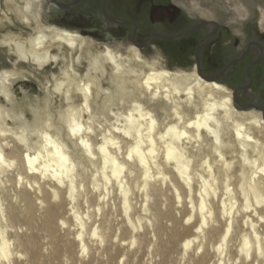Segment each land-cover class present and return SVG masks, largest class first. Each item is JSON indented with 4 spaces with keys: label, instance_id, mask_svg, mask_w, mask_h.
Returning a JSON list of instances; mask_svg holds the SVG:
<instances>
[{
    "label": "clouds",
    "instance_id": "clouds-1",
    "mask_svg": "<svg viewBox=\"0 0 264 264\" xmlns=\"http://www.w3.org/2000/svg\"><path fill=\"white\" fill-rule=\"evenodd\" d=\"M165 2L226 59L264 36V0ZM76 7L0 0V264H264V71L240 103L164 24Z\"/></svg>",
    "mask_w": 264,
    "mask_h": 264
},
{
    "label": "flooded vegetation",
    "instance_id": "flooded-vegetation-1",
    "mask_svg": "<svg viewBox=\"0 0 264 264\" xmlns=\"http://www.w3.org/2000/svg\"><path fill=\"white\" fill-rule=\"evenodd\" d=\"M71 2L77 7L82 5L86 13H89L87 10H93L92 13H89L93 17L97 5L100 4V0H71ZM104 5L107 6L105 9L107 15L130 22L126 23L125 26L139 25L140 35L144 34L141 25L147 24L148 20L153 23L160 22L164 24L165 35L178 37L169 39L164 35L159 39L177 42L179 49L187 48L190 54H199L205 67L209 68L210 72H223L229 82L234 83L240 89L238 98L242 93H245L247 81L258 79L261 72L264 71V57L259 56L261 47H264V36H258L242 52H237L231 59H226L222 56L220 49V42L224 38L220 33L206 36L203 30H190L189 35L173 31V29L182 28L185 21L180 10L170 3H166L165 0H104ZM101 7H103V4ZM121 13H123L122 16ZM167 28L169 31H167ZM239 101L241 103L247 102L244 96Z\"/></svg>",
    "mask_w": 264,
    "mask_h": 264
},
{
    "label": "rangeland",
    "instance_id": "rangeland-1",
    "mask_svg": "<svg viewBox=\"0 0 264 264\" xmlns=\"http://www.w3.org/2000/svg\"><path fill=\"white\" fill-rule=\"evenodd\" d=\"M62 11H65L62 9ZM86 10L81 6H78L77 8L71 9V10H66L64 12V15L59 17L58 21L60 23H63L64 25L70 27V28H77L80 29L84 34H91L94 36H98V33L91 32L89 33L87 30L91 28L96 21L93 18L92 13L93 10H87L89 13L85 12ZM92 11V12H91ZM142 26V32H144L143 35H139V42H143L144 38L146 37V34L148 33L147 30V24L141 25ZM127 27V26H125ZM124 27H121L119 30L121 33L124 32ZM162 45L165 47V50L169 53V55L174 59V60H181L184 56L187 54H190L189 50L187 48L184 49H179V44L177 42H172V41H164L160 40ZM209 69V68H207ZM244 96L245 98V93H242L241 96H239L238 99H242Z\"/></svg>",
    "mask_w": 264,
    "mask_h": 264
},
{
    "label": "water",
    "instance_id": "water-1",
    "mask_svg": "<svg viewBox=\"0 0 264 264\" xmlns=\"http://www.w3.org/2000/svg\"><path fill=\"white\" fill-rule=\"evenodd\" d=\"M165 37H167V38H169V39H174V38H177L178 36L165 35Z\"/></svg>",
    "mask_w": 264,
    "mask_h": 264
},
{
    "label": "bare ground",
    "instance_id": "bare-ground-1",
    "mask_svg": "<svg viewBox=\"0 0 264 264\" xmlns=\"http://www.w3.org/2000/svg\"><path fill=\"white\" fill-rule=\"evenodd\" d=\"M57 23H60V21H56ZM60 24H62V25H64L63 23H60ZM64 26H66V25H64ZM68 27V26H67ZM70 28V27H69ZM236 99L239 101V99H238V94L236 95ZM240 102V101H239ZM241 103V102H240Z\"/></svg>",
    "mask_w": 264,
    "mask_h": 264
}]
</instances>
